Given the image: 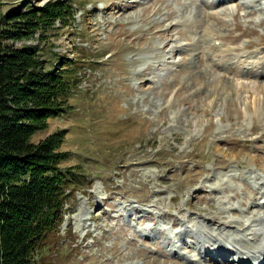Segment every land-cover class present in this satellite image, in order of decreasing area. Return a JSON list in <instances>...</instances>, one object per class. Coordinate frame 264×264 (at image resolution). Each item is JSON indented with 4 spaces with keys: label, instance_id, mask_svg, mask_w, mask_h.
I'll list each match as a JSON object with an SVG mask.
<instances>
[{
    "label": "rangeland",
    "instance_id": "rangeland-1",
    "mask_svg": "<svg viewBox=\"0 0 264 264\" xmlns=\"http://www.w3.org/2000/svg\"><path fill=\"white\" fill-rule=\"evenodd\" d=\"M21 1L4 0L2 12ZM49 1L59 0H27ZM69 1L65 26L14 43L51 63L81 60L72 109L33 139L63 131V167L83 172L40 263L237 264L232 249L262 254L264 0ZM205 15L217 52L202 45ZM228 61L234 69L221 70ZM199 243L227 253L207 260Z\"/></svg>",
    "mask_w": 264,
    "mask_h": 264
},
{
    "label": "trees",
    "instance_id": "trees-1",
    "mask_svg": "<svg viewBox=\"0 0 264 264\" xmlns=\"http://www.w3.org/2000/svg\"><path fill=\"white\" fill-rule=\"evenodd\" d=\"M3 5L0 0V264H44L43 251L58 239L83 172L63 167L71 157L61 150L63 131L33 139L72 109L81 60L55 55L51 63L38 46L14 43L65 26L73 4L36 7L23 0L2 12Z\"/></svg>",
    "mask_w": 264,
    "mask_h": 264
},
{
    "label": "bare ground",
    "instance_id": "bare-ground-1",
    "mask_svg": "<svg viewBox=\"0 0 264 264\" xmlns=\"http://www.w3.org/2000/svg\"><path fill=\"white\" fill-rule=\"evenodd\" d=\"M228 1H231V0H228ZM228 1H226L225 3H227ZM220 4L221 3H219L218 5H220ZM212 5H214V4H212ZM261 12H264V7L261 8ZM171 16H172L171 14H168V17L169 18ZM205 18L208 21V25L206 27H204V29L201 32L202 33L201 34V38L204 37V41H203V44L202 45H204L205 48L208 49V51H209V48H211V49H214V50H212L213 52H217V50H219V48L212 43V42H214V40L212 38L213 35H214V33H213L212 25H211L212 24L213 15H205ZM174 27H175V25L172 26V28H174ZM213 65H214V63H213ZM212 221L215 224H219L220 223V218H214ZM261 236H262V234H261ZM208 246H211L213 248V250H212L213 252L212 253L209 252V249H207L208 250V256L210 258H212V260H217L215 258L216 255H221L223 252H226L227 253V248L226 247H228V246L227 245H223L222 243H220L218 245L211 243ZM262 246H264V244ZM205 247H206V245H205ZM252 253L255 254V252H252ZM259 253H262V254L257 255L255 257L251 258V257L248 256L247 253H244V252L241 253V252H239V256L242 257L241 259L243 261L241 264H264V250H261ZM227 256L228 257H232L228 253H227ZM225 257H226V254H225Z\"/></svg>",
    "mask_w": 264,
    "mask_h": 264
}]
</instances>
